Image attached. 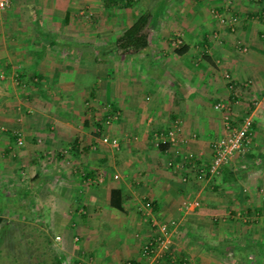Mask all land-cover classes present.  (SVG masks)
Masks as SVG:
<instances>
[{"label":"crops","instance_id":"1","mask_svg":"<svg viewBox=\"0 0 264 264\" xmlns=\"http://www.w3.org/2000/svg\"><path fill=\"white\" fill-rule=\"evenodd\" d=\"M127 1L12 0L3 12L0 122L20 130L0 134V209L39 213L62 264H264V0H230L231 11L223 0ZM144 12L147 47L120 54L116 38ZM31 98L35 120L23 114ZM219 100L234 123L252 116V136L198 179L225 131ZM175 119L184 140L156 145ZM161 222L172 254L143 256Z\"/></svg>","mask_w":264,"mask_h":264},{"label":"built area","instance_id":"2","mask_svg":"<svg viewBox=\"0 0 264 264\" xmlns=\"http://www.w3.org/2000/svg\"><path fill=\"white\" fill-rule=\"evenodd\" d=\"M12 0H0V14L9 7ZM221 22L225 21L224 16H219ZM231 21H234L233 18ZM245 49L246 46H242ZM228 76V75H227ZM232 78L230 77V87L234 86ZM249 86V84H244ZM216 109H220L225 112L223 119L225 123V131L222 136L218 137L213 141V155L209 162L202 164L198 167L195 174L196 178H211L220 173L221 168L224 164L228 163L229 160L238 152L245 150L250 142L253 130V120L250 114H244L241 117V120H237V123L232 122L234 117L228 112L229 102L219 100L214 104ZM118 114L112 113L111 117L108 118L110 122L113 118H117ZM179 128L180 122L175 119L170 125L165 129V131L156 133L157 143H169L172 145H177L179 142L184 140V137H179ZM17 140L22 143V138L20 137L19 132H17ZM100 141L104 143L111 144L113 146H118V142L114 138L109 136H102ZM187 158L190 157L186 156ZM187 160L175 161L173 158L167 160L168 165H174L175 167H184ZM186 178V177H185ZM184 178V179H185ZM187 205V204H186ZM260 215L264 218V208L260 210ZM159 233L154 235L149 241L145 242L142 247L143 256H161L163 252L170 251L171 247V237L168 226L165 222L158 223ZM56 239H59V235L55 236ZM127 264H139L136 260H127ZM182 264H185L184 262Z\"/></svg>","mask_w":264,"mask_h":264},{"label":"rangeland","instance_id":"3","mask_svg":"<svg viewBox=\"0 0 264 264\" xmlns=\"http://www.w3.org/2000/svg\"><path fill=\"white\" fill-rule=\"evenodd\" d=\"M146 1L147 0H130V1L128 0L127 2L129 3L130 8L131 7L136 8V7H139L140 5H143ZM223 1L226 4L225 6H227V8H228L227 10L231 11L233 9V5H230V4H232V1H230V0H223ZM133 10H135V9H133ZM124 15L126 16V15H128V13L126 12ZM227 17H229V19H232V17L230 18V14ZM124 20H126L125 17H124ZM219 22H221V20ZM180 42L181 41L176 40L173 44L175 46V45L179 44ZM238 43L240 45V42H238ZM167 73L169 74L170 78H172V77L174 78V75L170 74L169 72H167ZM157 74H158V76H160L162 78H165L167 75L165 73H160V72H158ZM227 74H229V73H225L224 76L227 79V81L229 82L230 77H227ZM244 97H245V95H244ZM244 97L241 98V100L243 102H245V101L249 102V99H245L246 97L245 98ZM31 102H32V98H31ZM54 104H51V103L43 104L45 111H47L46 114H50L51 112H54L53 111V109L55 108ZM243 105L244 104H240L236 110H238V112H240V113L242 111H244L243 109H245L244 108L245 106H243ZM31 106H32V108L26 109L23 112V114H29L28 115L29 118H34V120H35V118L37 117V114H38V110L36 109L37 106H35L33 104V102L31 103ZM48 107H49V110H48ZM57 107H60V104H58ZM55 111L57 112L56 109H55ZM108 118H110V117H107L104 120L105 124L111 123L112 120L110 122H108L107 121ZM14 128L17 130H20V128L15 127L14 125L12 126V125H9L7 123L0 122V134H7V132L11 131ZM26 129H28L29 131H33L34 126L32 124H29V126H27ZM117 142H118V146H119V141L117 140ZM155 143H156V145L158 144L157 141ZM106 144H108V143H106ZM194 200H197V199L184 198L182 203L184 205H186V204L188 205L189 202L197 203L198 200L197 201H194ZM262 200L264 201V196L262 197ZM262 208H264V207L261 206V209ZM250 209H249V211H250ZM34 212H36V210H34ZM246 212H247V210H246ZM32 216H33L32 219H30V218L26 219V218H22V217L20 218L17 216V214H16V212H14V210L13 211L3 210V208L1 207V209H0V264H10L11 263L10 257H15L16 260H18V261L19 260H25L27 262V264H28L27 260H29V264H46L44 262L45 256L43 253H41L42 249L40 247H37V246L41 243L40 240H41L44 232L45 233H49V232H47L44 229L45 225L42 224V222L40 221L39 213L38 214H32ZM17 223H18V225H17ZM14 225H16V227ZM13 226H14V228H13ZM10 232H12V234ZM49 235L51 238V243L48 246L53 247V249L56 250V246H57L56 242L58 239H56L53 236V234H51V233H49ZM9 238H10V240H9ZM47 249H49V248H47ZM36 254H38V255H36Z\"/></svg>","mask_w":264,"mask_h":264},{"label":"trees","instance_id":"4","mask_svg":"<svg viewBox=\"0 0 264 264\" xmlns=\"http://www.w3.org/2000/svg\"><path fill=\"white\" fill-rule=\"evenodd\" d=\"M150 16L151 14L148 12L140 13L134 18L133 22L129 26L124 28L122 33L116 38L115 45L117 51L120 54L138 52L144 49L145 47H147L149 43L148 28H149ZM208 210L206 211L208 212ZM14 226L16 227V225ZM10 233L12 234V232ZM40 241L41 243L37 247H40L42 249L41 253H43L45 256L44 262L46 264H62L58 252L55 249H53V247L48 246L51 243V238L49 233L44 232ZM10 260H11L10 264H27L25 260L18 261L16 260L15 257H10ZM27 261L29 264V260Z\"/></svg>","mask_w":264,"mask_h":264},{"label":"bare ground","instance_id":"5","mask_svg":"<svg viewBox=\"0 0 264 264\" xmlns=\"http://www.w3.org/2000/svg\"><path fill=\"white\" fill-rule=\"evenodd\" d=\"M11 2H12V1H11ZM10 5H11V4H10ZM10 5H9V6H10ZM8 8H9V7H8ZM8 8H7V9H8ZM5 10H6V9H5ZM5 10H4L3 12H5ZM3 12L0 14V33H1V18H2V14H3ZM227 75H228L227 77H230L229 74H227ZM252 120H253V118H252ZM253 128H254V124H253ZM162 131H164V130H162ZM160 132H161V131H160ZM252 132H253V130H252ZM158 144H159V143H158ZM230 160H231V159H230ZM230 160H229V162H230ZM229 162H228V163H229ZM228 163H226V164H228ZM226 164H224V165H226ZM224 165H223V166H224ZM223 166H222V167H223ZM221 169H222V168H221ZM196 171H197V170H196Z\"/></svg>","mask_w":264,"mask_h":264}]
</instances>
